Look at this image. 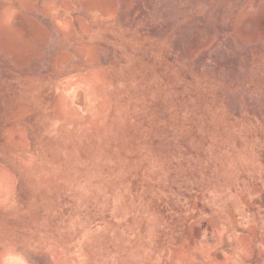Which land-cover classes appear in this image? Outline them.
<instances>
[{
  "label": "rangeland",
  "instance_id": "rangeland-1",
  "mask_svg": "<svg viewBox=\"0 0 264 264\" xmlns=\"http://www.w3.org/2000/svg\"><path fill=\"white\" fill-rule=\"evenodd\" d=\"M0 264H264V0H0Z\"/></svg>",
  "mask_w": 264,
  "mask_h": 264
}]
</instances>
